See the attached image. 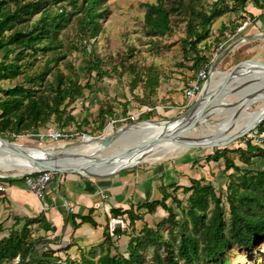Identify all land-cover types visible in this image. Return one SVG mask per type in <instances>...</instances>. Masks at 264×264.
Masks as SVG:
<instances>
[{"label": "rangeland", "instance_id": "1", "mask_svg": "<svg viewBox=\"0 0 264 264\" xmlns=\"http://www.w3.org/2000/svg\"><path fill=\"white\" fill-rule=\"evenodd\" d=\"M31 1L35 0H12L9 10L13 13L18 7H24ZM47 1L48 5L44 6V11L49 10L50 14L54 16L57 12L64 10L70 13L69 22L54 38L45 40L37 46L36 50L24 52L22 57L19 55L24 49L12 47L11 58L6 63L20 67V74L15 79L1 82L4 89L1 92L2 100L6 98L5 90L23 86L31 93L32 97L43 103L52 106L56 101L60 102L56 113L40 130L63 129L81 133V135L87 134L91 138H103L108 133H116L119 129L137 122L162 121L179 117L194 106L199 96L205 91L204 89L199 92L196 99L186 104L185 109H177L172 98L184 94V90L190 81L196 79V73L207 64L204 62L195 66L196 58L198 56L208 57V62L213 66L231 44L244 38L238 34V28L242 27L245 21L241 23L236 21L246 19L243 18V13H247V11L244 12L241 5L235 0H105L100 7V12L104 16L98 20L99 30L96 35H93L94 25H91L89 20H83V14L79 9L81 0H76L77 9H73L68 0L58 4H53L52 0ZM158 3L163 4L170 17L171 30L163 37L149 34V30L145 26L147 5ZM44 11L43 15H45ZM217 12L221 14L209 26L205 27V17ZM43 15L42 12H35L33 16L28 15L19 18L14 22L15 28L12 33L34 30ZM235 23L236 26L232 27ZM190 25H192L193 35L189 32ZM226 26L227 28H224ZM228 29L231 30L226 31ZM225 32L227 35L224 34ZM9 34L10 32L7 35ZM200 35H206V37L198 43L199 53L197 54L190 47V42L191 39L195 41ZM248 49H256V52L248 53ZM8 50L10 47L4 51ZM232 54L226 55L220 61L222 68L220 69L218 66L217 72L226 73L234 63L237 64L245 58L254 57L264 63V40L243 44L237 48L233 56ZM90 67L93 68L92 72L89 70ZM212 81L211 78L207 85L212 84ZM66 85L70 88L68 93L65 96L59 95V88H64ZM245 85L246 83L238 86L233 84L232 87L236 86V89L234 88L227 93L228 95L226 94L225 99L227 101L222 102L219 111L216 110L218 111L216 116L204 117L206 119L203 118L201 122L203 125L199 123L194 128L192 137L200 140L214 129L217 131L219 124L224 119L239 116L242 113V108L238 110L237 107L245 100L243 93H240L244 90ZM62 97H64L63 100H61ZM28 100L29 98H24L23 111H26ZM261 106V103L254 102L248 107V111L257 112L262 108ZM232 122L237 126L236 121L233 120ZM260 126L264 127V121ZM34 129L19 132L15 124L12 128L4 131L0 123V137L8 142L49 149L55 148L56 150L70 144L69 142L51 143L35 137H28L36 131ZM225 132L219 130L217 134ZM15 136L19 138H15ZM136 139L137 137L132 136L123 140L124 143H128L134 142ZM242 139L244 140V138ZM81 141L83 139L79 138L71 141V144H77ZM238 141H234L227 148H235ZM245 141L258 147L249 140ZM223 149L226 148H191L177 153V155H167V157L154 162H143L122 172L133 168L160 165L187 167L185 163L191 159L198 161L197 163L194 162L193 166L196 164L199 166L200 160H205L214 155L216 151ZM255 162L254 168L264 169L263 157L257 156ZM197 169L199 170V167ZM13 174V172L0 171V179L11 178ZM68 175L96 179L79 174H60L59 176L62 179L63 176ZM228 177L225 175L217 178L214 173L211 178L213 180L210 182L213 183L217 193L224 200L227 213L229 212V205L226 196L230 181ZM12 178L15 177L12 176ZM3 182L8 181L4 180ZM222 191L224 192L222 193ZM181 198L186 202L187 197L181 194ZM1 201L6 203V199H1ZM12 209L10 205H6V210L9 211L6 213L8 219L6 218L0 224L2 229L0 241L9 237L13 229L19 233L23 231L25 221L18 226H15V221L26 218L15 215ZM175 211L177 220L181 221L183 213L178 209ZM227 217H229L228 214ZM41 226L40 224L29 226V240L43 238L40 236ZM168 228L165 227L162 231L164 236L173 243L175 241L170 239ZM175 236L176 240L179 241L180 234L175 233ZM173 246L175 247L174 251L177 252V244L175 243ZM125 248L127 246L119 245L122 254L127 252L124 251ZM158 252L164 258L168 255L164 246L158 247V249H142L139 256L140 263L152 264ZM126 257H129V253ZM226 257L228 264H264V237L250 247H233L227 252ZM20 261V258H16L6 264H21ZM27 261L29 260L27 259ZM57 262L50 264H59Z\"/></svg>", "mask_w": 264, "mask_h": 264}, {"label": "trees", "instance_id": "2", "mask_svg": "<svg viewBox=\"0 0 264 264\" xmlns=\"http://www.w3.org/2000/svg\"><path fill=\"white\" fill-rule=\"evenodd\" d=\"M67 0H52L53 4ZM70 1L73 9L78 8L76 0ZM241 5L246 12L247 3L252 1L258 9H264V0H235ZM12 0H0V52L7 51L2 63L0 64V82L4 80H12L19 76L20 67L12 66L6 63L12 55V47L23 48L24 51L19 55L23 56L24 52L36 50L37 46L48 39L54 38L60 30L66 27L69 22L70 13L62 10L52 16L49 10H43L48 5L47 0H35L27 3L24 7L17 8L15 12L9 10ZM105 0H81L80 11L83 14V20L94 25L93 35L99 30L98 20L102 19L104 14L100 12V7ZM148 12L145 16V26L149 30V34L153 36L163 37L170 30V17L168 11L162 3L156 5H147ZM246 10V11H245ZM43 11L45 15H43ZM23 12V13H22ZM35 12H42V19L38 21L35 29L30 32L16 31L14 22L25 16H33ZM229 12V11H228ZM221 13L217 12L209 17H205L204 25L209 26ZM243 18L250 19L249 13H243ZM236 25H233L235 27ZM227 28V27H224ZM223 28V29H224ZM239 29V28H238ZM10 32L9 35H7ZM189 32L194 34L192 25L189 26ZM206 35L198 36L191 39L190 47L199 53L198 43L204 40ZM195 66L208 62V57L198 56ZM89 70L92 72L93 68ZM70 88L66 85L59 88V95L65 96ZM2 94V93H1ZM6 98H0V123L1 128L5 131L17 125V130H34L39 131L43 125H46L54 113H56L60 102L56 101L52 106L43 103L32 97L23 86H16L5 90ZM24 98H29L26 111H23ZM64 97L61 98L63 100ZM30 119L29 121H27ZM264 127H259L258 131L264 133ZM19 134V133H18ZM15 134V135H18ZM243 140V139H242ZM247 140V137L244 138ZM248 150L258 151L257 156L264 158V147H255L251 143H247ZM241 149L231 150L229 148L218 150L214 155L208 157L212 161H225V172L233 169L239 176H229L230 179L227 186V204L229 212L224 205V200L217 193L213 184H204L203 180H194L191 187H183V194L187 197L186 202L178 197L181 187L173 186L174 195L167 193V188L162 187L164 192L163 199L153 203H147L139 206L147 209L148 212H156L161 207L168 212L169 217L162 226L169 225L168 232L171 242L168 238L161 235L160 230L157 231L146 228L142 237L132 239L130 242V255L125 258L122 255L111 256L110 252L100 257L97 264H141L139 256L142 249L165 247L168 255L164 258L158 252L152 264H228L226 257L227 252L235 246L250 247L264 237V169L260 171L246 170L242 171L235 163L228 158V154L238 153ZM13 173H16L14 171ZM1 180V179H0ZM9 183L22 182L24 179H7ZM177 194V195H176ZM172 199V204L167 201ZM176 205L181 210L183 217L178 221L173 206ZM186 205V207H183ZM65 216V222L69 221V216L65 209H61ZM133 210V209H132ZM126 211L131 217L130 225H133L136 218L133 211ZM118 212L116 214H125ZM227 214L229 217H227ZM115 216V215H114ZM83 223H91L92 220L81 218ZM23 231L20 233L12 230L9 237L0 241V264L12 262L16 258H20L21 264H50L59 261L54 257L55 251L50 247L52 244L45 238L29 240L28 228L30 225L40 224V217L35 219H16L15 226L24 222ZM95 225V224H94ZM78 225L74 223L76 229ZM0 225V231H1ZM175 233L180 234V240H176ZM115 234L121 235L115 231ZM106 244L111 242L110 232L105 234ZM177 244V252L174 251L173 244ZM112 243H110L111 246ZM68 263V262H67ZM86 264H96L92 260H85ZM69 264V263H68Z\"/></svg>", "mask_w": 264, "mask_h": 264}, {"label": "crops", "instance_id": "3", "mask_svg": "<svg viewBox=\"0 0 264 264\" xmlns=\"http://www.w3.org/2000/svg\"><path fill=\"white\" fill-rule=\"evenodd\" d=\"M247 5L246 10L250 15V19L248 21L246 19L236 21L237 23L245 21V24L238 30V34L244 37L239 40L248 39L243 44H250L253 41H249V39L264 34V9H258L252 1H249ZM233 25H236V23ZM227 26L229 28V25ZM241 28L242 30L240 31ZM229 30L231 29L226 31ZM224 34L227 35L226 32ZM237 48L230 52V54L233 53L232 56L237 51ZM247 52L254 53L256 49H248ZM6 53L7 51L0 52V64ZM250 59L260 60L252 57L241 61ZM220 63L218 66L221 69L222 65ZM235 65L236 63L228 71ZM3 90L0 82V98L2 97L1 92ZM172 98L177 109H185L188 100L184 94L173 96ZM228 148L231 150L241 149L238 153L228 154V158L242 171L263 170V168H254L258 154H256L257 151L248 150L245 140H239L235 148ZM223 161L216 162L211 159L208 161L207 158L200 160L199 166L198 164L193 166V163H197L198 161L191 159L185 163L187 167L160 165L147 168H133L126 172L100 179H85L77 175L63 176L60 179V176L57 175L48 185L43 200L37 199L28 189L25 180L11 184L3 181L21 178H12V176L11 178H1L0 185H4L6 191H0V224L6 218L8 219L6 213L9 211L6 210V205H10L15 215L20 218L35 219L40 217L42 220L40 223V226L42 225L40 227V236L52 243L50 247L55 251L54 257L60 259L57 262L59 264H68V261H70L69 264H86V259L92 260L97 264L100 257L108 252H110L111 256L121 254L125 255V258H129L126 255L128 253L130 255V242L132 239L142 237L143 231L146 228L154 231L159 229L162 236H164L162 229L169 227L167 231L169 232L170 230L168 224L162 226L169 217L168 212L164 209L158 207L156 212L150 213L147 209L142 208L140 210L138 207L143 204L161 201L164 195L162 187H166L167 193L174 196V189L171 187L174 185L181 187L178 197L182 199L181 194L185 196L182 192L183 187H191L194 180H203L205 181L204 184H207L212 182L213 179L211 178L214 173L217 178L225 175H240L233 169L226 173L225 161L224 163ZM197 167H199V170ZM1 199H6V205ZM167 203L171 205L172 199L170 198ZM62 208L65 209L69 216L67 224L64 213L61 210ZM106 208L109 212L106 211ZM173 208L176 210L177 206L174 205ZM131 210L133 211V216L138 217L133 225H130L132 216L125 213ZM118 212L125 214H116ZM109 213L125 219L129 224L125 231L117 228V233L121 232V235L115 234V236H111V246L110 243L106 244L105 237V234L110 232ZM87 217L92 220L91 223L82 222L81 218ZM74 223L78 225L76 229L74 228ZM120 244L127 246L124 250L127 251L126 253L122 254L120 252L122 251L119 249ZM63 260L68 261L65 262Z\"/></svg>", "mask_w": 264, "mask_h": 264}, {"label": "bare ground", "instance_id": "4", "mask_svg": "<svg viewBox=\"0 0 264 264\" xmlns=\"http://www.w3.org/2000/svg\"><path fill=\"white\" fill-rule=\"evenodd\" d=\"M243 72H247L246 76L244 77L245 79L238 80V82L240 81L239 83H242L243 80L246 81L244 90L240 92L243 93L242 95H244L245 98L243 103H241L243 106L242 113L239 114V116L237 115L236 118L228 117L224 119L219 124L217 131H214V129L200 140L192 137L194 129L191 131L186 130L192 121V119H186L172 123L168 127L165 126V123H140L138 126L132 127L128 130V133H135L132 131L140 133L142 132L140 134L141 136L134 140V142L124 143L125 141L122 139V137H120L112 140L108 147H105L101 140H91L90 138L85 139V142L82 144L66 146L58 148V150L55 148L49 149L40 146L22 145L19 143L16 144L32 153L37 157V159L48 160L51 159L49 155L51 156L54 153H61L63 156L60 158H54V161L59 163L62 167L68 169L86 165V169L81 173V175L85 177H89L90 175L102 176L114 171L132 168L143 162H154L167 157V155H177V153L187 151L188 148L186 146L196 143L214 145L219 143L221 140H224L226 137H228L227 135H230V133H238L243 131L255 118H259L260 120V118L264 117V69L252 65H245L243 67ZM223 78V73L216 72L212 74L213 81L212 84L207 85L205 88V99L202 105H204L209 100V96L213 95V92L216 91V88ZM227 95H225V97ZM226 101L227 100L224 98L223 103ZM254 102L261 103L262 108H260V110L257 112L251 113L248 111V107H250ZM202 105H200V107ZM218 111L209 113L207 117L210 115L216 116ZM196 114L194 115L193 119H195L197 116ZM206 118H204V120ZM233 120L238 123L237 126L236 124H232ZM200 124L203 125V123ZM219 130L221 132H226L217 134ZM161 134H165L166 137L176 136V138L173 142L166 141L159 144H152L144 149H133L124 157L115 159L108 164L104 162L107 157L132 147V144L134 143L138 144L149 142L151 140L153 141ZM31 168L32 164L25 161L24 159H21L15 154H10L8 152L0 153V171H16V173H14L12 176L17 177L22 174H26Z\"/></svg>", "mask_w": 264, "mask_h": 264}, {"label": "water", "instance_id": "5", "mask_svg": "<svg viewBox=\"0 0 264 264\" xmlns=\"http://www.w3.org/2000/svg\"><path fill=\"white\" fill-rule=\"evenodd\" d=\"M261 39H264V34H260V35H257L255 37H252V39H249V41H258ZM247 40L248 39H242V40L236 41L233 44H231L228 47V49L223 53V55H221L220 59L218 61H216V63H214V65L212 66V68H211L212 73L217 72V68H218L220 61L226 55L230 54V52L233 49L239 47L240 45H242L244 43V41H247ZM245 65H252V66L260 67V68L264 69V63L261 62L260 60L250 59V60L241 61V62L237 63L230 71L223 73L224 78L220 81L218 87L216 88V91L213 92V95L209 96V100L204 105H202L203 101L205 99V96L203 93L202 95L199 96L197 103L194 106H192L190 109H188L184 114L180 115L179 117H175L173 119L162 120V121L149 120V121L137 122V123L132 124L131 126L119 129L116 133H113V134L108 133V135L103 137V138H91V140H101L103 145L105 147H108L110 145V143L112 142V140H114L116 138L122 137V139H124L126 137H132V136L139 138V136H141L140 134L142 132L140 133V132L132 131L135 133H128V130L132 127L138 126V124H140V123H149V122L165 123V126L168 127L172 123L178 122L180 120L192 119L189 127L186 129L188 131H191L199 123L202 122L204 117H206L209 113L218 110L219 107L222 106V102H223V99L225 98V95L227 93L231 92V90L236 87V86L232 87L233 84H237V86H238V85L246 83L245 80H243L242 83H239L240 81L238 82V80L245 79L244 77L247 74V72H243V67ZM200 105H202V106L200 107ZM240 108H242V104L237 107L238 110ZM195 114L197 116L195 117V119H193ZM258 120H259V118L258 119L255 118L249 124V126L246 127L243 131L227 135L228 137H226L224 140H221L217 144L205 145V144L196 143V144L189 145L186 147L188 149L201 148V147H205V148H227V146H230L234 141L245 138L249 134H251L253 132V130H256L259 127V125L264 121V117L260 118L259 121ZM175 138H176V136H172V137L167 136L166 137L165 134H161L153 141L151 140L149 142L138 143V144L134 143V144H132V147L107 157V159H105L104 162L106 164H108L115 159H118L120 157H124L126 154L130 153V151L133 149H144V148H146L152 144H159V143L166 142V141L173 142L175 140ZM84 142L85 141H81L77 144H71L70 143V144H68V146L78 145V144H82ZM2 152H8L10 154H15L18 157H20L21 159H24L25 161L32 164V168L27 173L35 172V171H47V172H54V173L59 174V175L60 174L61 175H63V174H79V175H81V173L87 167L86 165H81V166H79L77 168H73V169H68V168L62 167L59 163H56L54 161V158H60L63 156V155H61V153H54L51 156L49 155V157L51 159H48V160L37 159L36 156H34L29 151L23 149L22 147H20L16 143L8 142V141L4 140L2 137H0V153H2ZM127 169H129V168L114 171L112 173L105 174L102 176L90 175L89 178H96V179L106 178V177L116 175V174H118L124 170H127Z\"/></svg>", "mask_w": 264, "mask_h": 264}, {"label": "built area", "instance_id": "6", "mask_svg": "<svg viewBox=\"0 0 264 264\" xmlns=\"http://www.w3.org/2000/svg\"><path fill=\"white\" fill-rule=\"evenodd\" d=\"M242 28L240 29V31ZM212 64H206L202 67L198 72L195 80L190 81L188 87L184 90V96L188 100V102L196 99L199 92H202L207 86L208 82L212 78V71L210 68ZM77 133L74 131H66L63 129H52V130H39L31 133L28 137H35L36 139H40L43 141H48L51 143L57 142H69L77 139L91 138L87 136V134ZM15 138H19L15 136ZM251 141L258 146L264 147V133H260L258 129L254 130L251 134L247 136V141ZM58 174L54 172L47 171H35L26 174H22L17 176L21 179L25 180V183L28 189L37 197L39 200H43L48 185L55 179ZM0 191H6V187L4 185H0ZM106 211L109 210L106 208ZM129 226L127 221L121 217L113 216L109 213V231L111 236H115V231L117 228L122 229L123 231Z\"/></svg>", "mask_w": 264, "mask_h": 264}]
</instances>
